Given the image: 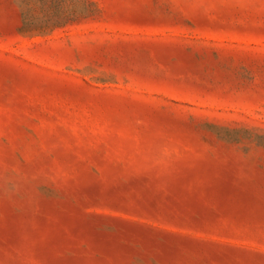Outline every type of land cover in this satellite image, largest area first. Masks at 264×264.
Wrapping results in <instances>:
<instances>
[{"label": "rangeland", "instance_id": "obj_1", "mask_svg": "<svg viewBox=\"0 0 264 264\" xmlns=\"http://www.w3.org/2000/svg\"><path fill=\"white\" fill-rule=\"evenodd\" d=\"M0 264H264V0H0Z\"/></svg>", "mask_w": 264, "mask_h": 264}]
</instances>
